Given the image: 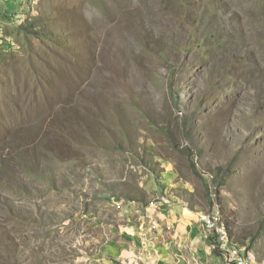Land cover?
<instances>
[{
  "label": "rangeland",
  "instance_id": "rangeland-1",
  "mask_svg": "<svg viewBox=\"0 0 264 264\" xmlns=\"http://www.w3.org/2000/svg\"><path fill=\"white\" fill-rule=\"evenodd\" d=\"M2 2L0 264H129L161 198L264 264V0Z\"/></svg>",
  "mask_w": 264,
  "mask_h": 264
},
{
  "label": "crops",
  "instance_id": "crops-1",
  "mask_svg": "<svg viewBox=\"0 0 264 264\" xmlns=\"http://www.w3.org/2000/svg\"><path fill=\"white\" fill-rule=\"evenodd\" d=\"M124 211L123 217L126 222L113 225L120 239L114 253L123 262L129 264L223 263V258L215 252L214 245L204 232L198 212L185 203L176 199L168 201L166 198H161L145 206L132 205L124 208Z\"/></svg>",
  "mask_w": 264,
  "mask_h": 264
},
{
  "label": "built area",
  "instance_id": "built-area-1",
  "mask_svg": "<svg viewBox=\"0 0 264 264\" xmlns=\"http://www.w3.org/2000/svg\"><path fill=\"white\" fill-rule=\"evenodd\" d=\"M4 2L10 5L11 0H3L2 3ZM202 219L206 222L208 230L213 232L220 257L227 264H255L246 246L233 240L226 223L220 216L203 215Z\"/></svg>",
  "mask_w": 264,
  "mask_h": 264
},
{
  "label": "trees",
  "instance_id": "trees-1",
  "mask_svg": "<svg viewBox=\"0 0 264 264\" xmlns=\"http://www.w3.org/2000/svg\"><path fill=\"white\" fill-rule=\"evenodd\" d=\"M191 208L194 209L192 205H191ZM225 223H226V225H227V227H228V229H229V231H230V227H231V226H230L229 222H225Z\"/></svg>",
  "mask_w": 264,
  "mask_h": 264
}]
</instances>
